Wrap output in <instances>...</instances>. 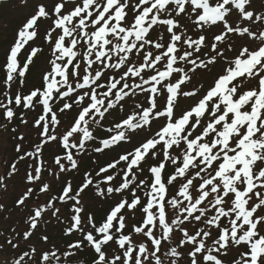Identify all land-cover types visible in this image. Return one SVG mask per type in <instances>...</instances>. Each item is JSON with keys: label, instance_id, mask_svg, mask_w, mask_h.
<instances>
[{"label": "snow or ice", "instance_id": "6c2138e0", "mask_svg": "<svg viewBox=\"0 0 264 264\" xmlns=\"http://www.w3.org/2000/svg\"><path fill=\"white\" fill-rule=\"evenodd\" d=\"M0 264H264V0H0Z\"/></svg>", "mask_w": 264, "mask_h": 264}, {"label": "rangeland", "instance_id": "374dc122", "mask_svg": "<svg viewBox=\"0 0 264 264\" xmlns=\"http://www.w3.org/2000/svg\"><path fill=\"white\" fill-rule=\"evenodd\" d=\"M5 8H7V6H5ZM9 17L13 20L14 22V18H15V13H9Z\"/></svg>", "mask_w": 264, "mask_h": 264}]
</instances>
